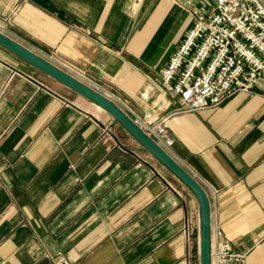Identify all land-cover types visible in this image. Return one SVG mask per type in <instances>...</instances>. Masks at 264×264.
I'll return each instance as SVG.
<instances>
[{
	"label": "crops",
	"instance_id": "1",
	"mask_svg": "<svg viewBox=\"0 0 264 264\" xmlns=\"http://www.w3.org/2000/svg\"><path fill=\"white\" fill-rule=\"evenodd\" d=\"M205 0H0V32L111 98L264 264V82L185 111L161 71ZM167 141H172L171 145ZM200 264L194 192L99 105L0 45V264Z\"/></svg>",
	"mask_w": 264,
	"mask_h": 264
},
{
	"label": "built area",
	"instance_id": "2",
	"mask_svg": "<svg viewBox=\"0 0 264 264\" xmlns=\"http://www.w3.org/2000/svg\"><path fill=\"white\" fill-rule=\"evenodd\" d=\"M191 14V26L161 71L165 88L180 97L185 111L253 93L264 82V0H205ZM142 129L154 140L166 131L163 122ZM57 264L71 263L59 253ZM211 264H246V254L217 231Z\"/></svg>",
	"mask_w": 264,
	"mask_h": 264
},
{
	"label": "water",
	"instance_id": "3",
	"mask_svg": "<svg viewBox=\"0 0 264 264\" xmlns=\"http://www.w3.org/2000/svg\"><path fill=\"white\" fill-rule=\"evenodd\" d=\"M0 45L106 110L196 195L200 203V264H211V209L203 187L114 101L0 32Z\"/></svg>",
	"mask_w": 264,
	"mask_h": 264
},
{
	"label": "rangeland",
	"instance_id": "4",
	"mask_svg": "<svg viewBox=\"0 0 264 264\" xmlns=\"http://www.w3.org/2000/svg\"><path fill=\"white\" fill-rule=\"evenodd\" d=\"M191 16H192V14H191ZM103 94V93H102ZM105 96H107V95H105ZM108 97V96H107ZM109 98V97H108ZM111 99V98H110ZM112 100V99H111ZM113 101V100H112ZM135 122H137V121H135ZM138 124V123H137ZM139 125V124H138ZM141 126V125H140ZM146 126H148V125H146ZM151 126H153V125H151ZM151 126H149V127H151ZM142 127V126H141ZM142 128H144V127H142ZM156 141V140H155ZM157 142V141H156Z\"/></svg>",
	"mask_w": 264,
	"mask_h": 264
}]
</instances>
